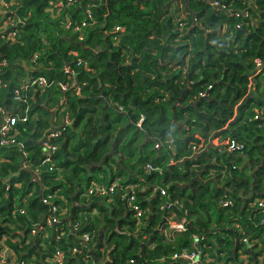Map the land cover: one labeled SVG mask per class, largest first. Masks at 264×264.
<instances>
[{"label": "trees", "instance_id": "16d2710c", "mask_svg": "<svg viewBox=\"0 0 264 264\" xmlns=\"http://www.w3.org/2000/svg\"><path fill=\"white\" fill-rule=\"evenodd\" d=\"M177 1L74 0L60 16L49 12V0L12 3L21 19L14 27L19 41L0 36V108L20 119L11 131L14 142L0 145V235L20 258L44 264L54 247H77L65 264H82L83 257L87 264H188L172 256L191 250L196 234L207 255L200 264H238L240 252L256 264L264 229L250 203L264 197V80L258 79L264 76V0H218L257 20L249 32L234 28L246 17L214 12L209 0H183L185 16L174 23L169 13ZM87 9L92 20L80 39L63 21L80 22ZM36 76L46 78L47 87L27 85L14 100L19 84ZM211 137L243 147L227 152L209 145ZM42 139L57 146L52 167L42 164ZM148 163L161 173L146 171ZM114 181L110 196L76 204L92 182ZM152 185L167 196H149ZM130 186L136 203L148 209L142 225L122 198ZM54 195L52 204L61 208L50 213L41 199ZM223 199L232 204L223 206ZM174 200L181 207L160 209ZM171 212L177 220L186 217L184 231L164 233L167 225L160 223ZM52 215L59 222L48 227ZM36 225L40 234L50 233L45 250L33 246ZM83 233L91 240L81 239Z\"/></svg>", "mask_w": 264, "mask_h": 264}, {"label": "built area", "instance_id": "2783aa9c", "mask_svg": "<svg viewBox=\"0 0 264 264\" xmlns=\"http://www.w3.org/2000/svg\"><path fill=\"white\" fill-rule=\"evenodd\" d=\"M91 1H98V0H91ZM208 1V0H205ZM245 1V0H243ZM74 2V0H67L66 2H64L63 0H49L48 4H49V12L54 15V16H60L64 7L68 6V5H72V3ZM208 2H210V5L213 9L214 12L217 11H222L224 12L227 16H229L230 18L234 15H239L242 14L243 17H246L247 20L244 23H235L234 28L235 29H246L245 32H249L251 27L259 24L257 22V20H255L254 18L250 17V15L247 13V11L245 10H241L238 11L237 9H227V5L218 1V0H209ZM12 3H14V0H0V36L2 38H4L6 41L11 42L12 44L19 41L18 37L16 36V32H15V26L17 27L18 24L21 23V19L16 15V8L12 9ZM92 20V11L90 9H87L85 11V18L78 22V21H74L72 19H66L65 21H63V26L65 29H69L72 31H77L79 32L80 36L79 38L81 39L82 37V32H83V27L87 25V21ZM263 24H264V17H263ZM257 22V23H256ZM193 23H197V19L193 18ZM117 29H120L119 27H117ZM226 29V25L222 24L221 25V30L224 31ZM0 37V38H1ZM38 53H34L32 55V58L30 61H28L29 63H31V61H34L37 57ZM23 63V61H21ZM256 64L257 66L260 65V61L259 59H256ZM5 65V61H0V68L1 66ZM29 65V64H28ZM77 65L79 66H83L86 68L87 64L86 61L82 60L81 58L77 59ZM27 67V66H26ZM65 72L67 74L70 75V77L73 76L74 72L72 69L66 67L65 68ZM252 77V75L250 76V78ZM252 82H251V86L250 89H252ZM1 85V82H0ZM27 85H30L32 87H34L35 89H39V90H44L47 85H48V80L42 76L39 77H32V78H27L25 79V81L21 82L18 86V88L14 91V95H13V99L14 100H19L20 99V93H22L23 91L26 90ZM210 88V86L208 87ZM60 89L62 91H65L67 89H69V85L68 83H60ZM76 93H79V88L77 87L75 89ZM207 92H202L200 93L201 97H206L207 96ZM118 110L121 111L122 107L118 106ZM25 112L27 111V109L24 110ZM29 111V110H28ZM255 119L259 118V114L254 116ZM19 116L16 115H11L9 114L8 110L5 108H0V145H8L10 143L14 142V134H15V129H13L14 125L16 124V122L19 120ZM22 121L26 120V117L23 116L21 118ZM143 120V116H141V118L139 119V121L136 122V126L140 127L141 126V122ZM70 120L67 118L64 121V124H69ZM11 131L14 132V134H11ZM50 136L55 137L58 132L56 130L52 131L50 130ZM49 134V133H48ZM213 138V137H211ZM210 138V139H211ZM211 141H209V143H211ZM208 143V144H209ZM40 144L43 148L44 151V158L42 159V164H46L49 163L50 167H52V159L50 154L54 153L57 150V146L55 144H51L48 141L42 139L40 141ZM219 146H225V150L227 152H233L239 148H242L243 145H239L236 141L234 140H229L226 139L225 141L222 140H217V144ZM24 167H26L27 165H23ZM145 170L148 172L151 171H155L158 173H161V168L159 167H153L151 164H146L145 166ZM34 174L36 175L37 179L39 178V170L38 168H34L33 170ZM117 181L112 182L111 184L107 185L104 184L103 182H92L86 189V191L84 193H82L80 195L81 198L84 199V201H77L76 204H81V205H88V203L90 202V197L95 196V197H108L110 196L116 189L117 187ZM150 189V194L149 196H152L154 194H159L160 197H166L167 196V191L165 190V188L160 187L159 185H152L149 187ZM125 196L122 195V198L126 201L127 207L129 208V210H131L133 212V216L137 221L138 225H142L143 224V219H145L147 213H148V209H142L138 203H136L135 200V194H134V186H130L129 187V191L125 192ZM54 197H57L56 195H54L53 197L51 196H47V197H43L41 199V202L43 204L48 205L50 213H54V212H58V210L61 208L60 205L52 204V199ZM59 198V197H57ZM60 204V203H59ZM232 202L229 199H223L222 201V205L223 206H228L231 205ZM177 206V207H181L180 202L178 200H174L172 202H166L164 204H162L160 206V209L167 211L169 210V208L172 209V207ZM250 206L259 211V214L261 215V219H260V224L263 226L264 229V197H257L255 198L252 203H250ZM21 213L23 212V210H19ZM64 212V211H63ZM64 214V213H63ZM94 214V212L92 211L91 215ZM176 215L174 212H171L168 217L164 216L166 222L165 224L167 225V227L164 229L162 227V229H164V233H170V232H182L186 229V225L188 220L186 219L185 216H183L180 220H177ZM59 219L56 216H50L47 217L45 219V225L49 226H53L58 224ZM136 224V225H137ZM2 226V224H0V227ZM77 226V225H76ZM76 226H73L72 229H74V231H76ZM236 227L237 224L235 225ZM40 230L41 227H39L38 225L34 226V228H31L30 230V236L31 237H36V239L38 238V235L40 234ZM53 237V235H52ZM81 239H83L84 241H89L90 239V235L88 233H83L79 236ZM50 238V233H48L47 231H45L44 233L40 234V240L38 241V243H36V239L34 240V244L33 246H37L40 250H45L46 248V241ZM7 239L8 237L6 235H0V264H41V261H36L35 259H23L20 258L19 256H17V254L14 252V250L7 244ZM201 239V236L193 234L191 237V250L188 249H184L182 251L176 252L173 254L172 259L173 260H177V259H181L183 261L188 262V264H200L201 262L203 263V261L205 260V258L207 257V255L205 253H203L202 250V246L199 244V240ZM16 241H19V239H16ZM243 241H246V239H243ZM26 244L30 243V239L27 238L25 240ZM249 248V247H248ZM258 250L259 255L256 258V264H264V248H262L261 246L258 245ZM81 250L77 247H71L68 248L67 250H62L59 247H54V250L51 252L50 255L45 256L43 258V263L44 264H65L68 260V258L70 256H75L78 252H80ZM255 251V250H254ZM87 259L88 257H83L82 258V264H87ZM209 260H214L213 258L209 259ZM224 261V260H222ZM124 264H134V260L133 259H129L127 261H125ZM227 264H232L230 262H227ZM238 264H249V258L245 253L240 252V256L238 258Z\"/></svg>", "mask_w": 264, "mask_h": 264}, {"label": "rangeland", "instance_id": "374dc122", "mask_svg": "<svg viewBox=\"0 0 264 264\" xmlns=\"http://www.w3.org/2000/svg\"><path fill=\"white\" fill-rule=\"evenodd\" d=\"M175 5V7H171V9H170V15L171 14H173V18H174V23H176L179 19H181V17H184L185 15H184V3H183V0H180V1H177V3L176 4H174ZM219 38H222V36H218ZM264 76L262 75V76H260L258 79L259 80H261L262 82H263V80H264V78H263ZM253 90V89H252ZM227 138H224L223 140L225 141ZM217 140H218V137H213L212 138V142H211V144L210 145H216L217 144ZM220 140V139H219ZM222 140V139H221ZM225 171H223V173H224ZM225 176H226V174L225 175H223V177L225 178ZM224 178L223 179H221V185H224V182H225V180H224ZM258 197H261V196H258ZM255 198H257V197H255ZM254 198V199H255ZM253 199V200H254ZM107 203V202H106ZM106 203L104 202V205H106ZM252 203V202H251ZM251 207V206H250ZM222 237H224V235H222Z\"/></svg>", "mask_w": 264, "mask_h": 264}, {"label": "crops", "instance_id": "0c3cea01", "mask_svg": "<svg viewBox=\"0 0 264 264\" xmlns=\"http://www.w3.org/2000/svg\"><path fill=\"white\" fill-rule=\"evenodd\" d=\"M164 227H165V226H164ZM164 227H163V228H164ZM215 263H216V264H227V262L222 261V260H217Z\"/></svg>", "mask_w": 264, "mask_h": 264}, {"label": "water", "instance_id": "95a60500", "mask_svg": "<svg viewBox=\"0 0 264 264\" xmlns=\"http://www.w3.org/2000/svg\"><path fill=\"white\" fill-rule=\"evenodd\" d=\"M132 136L133 135H131V137L130 138H132ZM212 140V138L210 139V141ZM211 143H209V145H210ZM166 222V220H165V218L162 220V222L160 223V226L162 225V224H164Z\"/></svg>", "mask_w": 264, "mask_h": 264}]
</instances>
